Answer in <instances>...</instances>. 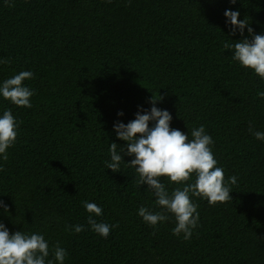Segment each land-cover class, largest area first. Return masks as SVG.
<instances>
[{"label": "trees", "instance_id": "obj_1", "mask_svg": "<svg viewBox=\"0 0 264 264\" xmlns=\"http://www.w3.org/2000/svg\"><path fill=\"white\" fill-rule=\"evenodd\" d=\"M9 3L0 0V86L34 74L23 82L34 91L31 108L0 96V116L10 109L19 124L7 161L0 157V200L9 208H0V222L10 234H42L53 264L57 242L64 264H264V141L252 135L264 132V81L223 47L250 38L247 28L231 34L225 10L264 34V0ZM152 93L163 97L156 106L170 112L171 128L191 138L203 124L225 180L237 177L228 203L192 197L199 225L187 241L173 235V215L155 229L138 215L141 206L161 209L137 185L127 165L134 157L123 156L120 172L105 167L110 144H127L114 123L150 110ZM161 182L169 192L176 186ZM85 201L103 209L98 223L116 225L107 238L88 225ZM77 224L85 231L66 230Z\"/></svg>", "mask_w": 264, "mask_h": 264}, {"label": "clouds", "instance_id": "obj_2", "mask_svg": "<svg viewBox=\"0 0 264 264\" xmlns=\"http://www.w3.org/2000/svg\"><path fill=\"white\" fill-rule=\"evenodd\" d=\"M108 2L111 3V0ZM229 2L235 4L237 0ZM5 4L15 6L10 4L9 0H5ZM224 16L232 35L239 32L244 36V30L247 28L250 37L232 44L225 42L224 49L232 50L234 61L241 67L254 71L264 81V34H255L247 19H238L239 11L225 10ZM3 63L10 61L4 60ZM33 78L31 71H21L3 82L0 86V96L17 107L31 108L34 91L24 86L23 82ZM257 95L264 99V91L258 92ZM162 100L160 94L157 96L152 93L150 110L139 108L134 120L127 124L120 121L114 123L113 130L117 139L126 141L127 144L125 147H119L115 142L110 144L111 159L110 162H105V167L114 173L120 172L121 163L124 162L123 156L134 157L127 165L135 169L137 185L146 184L156 197L155 206L161 209L159 212H153L141 206L138 215L153 229L167 221L168 214L173 215L176 221V226L172 229L173 235H183V239L187 241L199 225L198 205L193 202L192 197L206 200L209 206L213 207L228 203L232 201L231 186L237 184V177L233 175L225 180L224 169L217 166L218 161L212 151L214 141L206 133L203 124L191 130V138L189 134L171 128L170 112L156 106L157 102ZM117 115L123 116L124 113L118 112ZM18 127L12 111L5 110L0 116V157L4 161L8 159L7 150L16 143ZM249 131L252 132L251 123ZM252 135L257 140L264 141V132L255 131ZM0 171H3L2 165ZM161 178H166L169 185H176L171 192L161 182ZM83 206L89 214L87 223L91 230L107 238L116 225L98 223L94 219L103 215V209L96 203L85 201ZM0 208L5 213L9 212L8 205L3 200H0ZM68 229L75 233L85 231L84 226L79 224L66 226V230ZM67 255L66 249L60 247L57 242L53 248L54 261L64 264ZM48 257L49 244L42 234H26L23 231L10 234L4 223L0 222V264H53V260H48Z\"/></svg>", "mask_w": 264, "mask_h": 264}]
</instances>
